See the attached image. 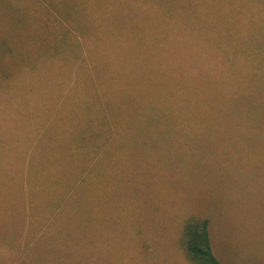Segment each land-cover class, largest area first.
Listing matches in <instances>:
<instances>
[{
    "label": "rangeland",
    "instance_id": "rangeland-1",
    "mask_svg": "<svg viewBox=\"0 0 264 264\" xmlns=\"http://www.w3.org/2000/svg\"><path fill=\"white\" fill-rule=\"evenodd\" d=\"M164 1L84 0L75 47L0 85V264H190L191 214L222 264H264V122L200 115L242 86L227 27L262 41L264 0Z\"/></svg>",
    "mask_w": 264,
    "mask_h": 264
},
{
    "label": "trees",
    "instance_id": "trees-1",
    "mask_svg": "<svg viewBox=\"0 0 264 264\" xmlns=\"http://www.w3.org/2000/svg\"><path fill=\"white\" fill-rule=\"evenodd\" d=\"M15 1L1 0L0 11L3 9L2 14H6V18L0 19L3 21L0 28V85L22 74L25 69L34 68L40 61L56 57L64 47H75L70 42L73 38L71 34L83 32L84 0H21L32 5L31 19L35 17V23L41 25L42 30L34 38H31L30 33L20 32L17 7L13 6ZM54 1L62 4V7L55 6ZM164 3H169L170 9L194 7L191 0H165ZM10 15L15 16L13 19L16 23L8 21ZM227 29L225 39L231 43L230 47L237 46L232 49L233 54H241L249 69L243 71L241 65L234 73V76L243 80L242 86L232 85L225 93L220 90L215 92L216 89L204 92L205 100L200 115L211 119L254 116L264 122V39L256 42L251 38H243L233 30L232 25ZM234 41L236 44L240 41V44L234 45ZM256 94L260 101L254 99ZM79 139L82 143L89 142V135H82ZM178 242L190 264H222L213 252L208 218L195 214L185 217Z\"/></svg>",
    "mask_w": 264,
    "mask_h": 264
}]
</instances>
